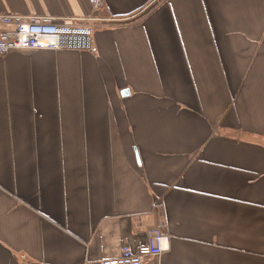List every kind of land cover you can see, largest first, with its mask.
Masks as SVG:
<instances>
[{"label":"crops","instance_id":"0c3cea01","mask_svg":"<svg viewBox=\"0 0 264 264\" xmlns=\"http://www.w3.org/2000/svg\"><path fill=\"white\" fill-rule=\"evenodd\" d=\"M0 0L92 50L0 55V264H264V0Z\"/></svg>","mask_w":264,"mask_h":264},{"label":"built area","instance_id":"2783aa9c","mask_svg":"<svg viewBox=\"0 0 264 264\" xmlns=\"http://www.w3.org/2000/svg\"><path fill=\"white\" fill-rule=\"evenodd\" d=\"M99 5V0H94ZM92 50V28L86 24L57 20L48 15L0 13V55L10 51ZM162 224L147 232L145 244L134 252L123 246L115 257L96 264H145L146 259L169 249L170 237L161 231Z\"/></svg>","mask_w":264,"mask_h":264}]
</instances>
